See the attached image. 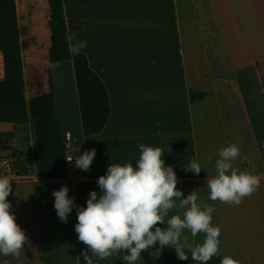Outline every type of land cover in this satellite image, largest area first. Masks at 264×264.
Masks as SVG:
<instances>
[{"label":"crops","instance_id":"obj_1","mask_svg":"<svg viewBox=\"0 0 264 264\" xmlns=\"http://www.w3.org/2000/svg\"><path fill=\"white\" fill-rule=\"evenodd\" d=\"M16 4L29 123H0V136L8 132L15 140L18 131H23L32 137L33 118L45 114L42 118L55 120L51 125L43 119L39 123L46 126L47 140L50 132L59 133L60 156L64 158V151H69L68 157H77L93 148L96 156L82 179L66 174L54 179L10 180L13 191L7 199L13 211L18 200L25 205L24 211L36 218L23 224L28 240L19 256L0 254V264H86L81 256L87 251L86 245L75 232L76 208L67 223L62 222L52 193L67 186L75 204L86 207L90 192L101 194L97 180L111 163L131 162L135 167L141 143L164 151L162 158L166 166H173L177 188L184 198L195 190L201 207L214 206L211 224L220 227L221 243L219 255L208 264H220L224 256L239 264H264V47L259 42L256 47H245L243 38L232 30L230 39L223 28V13L229 12L224 0H63L69 44L87 42L81 53L103 80L112 106L104 131L88 137L83 133L74 61L55 62L67 65L59 73L70 85L63 88L61 96L56 91L59 80L45 79L53 70L48 59V0H16ZM43 44H47L46 51ZM0 59L2 80V52ZM53 72L57 75L56 70ZM192 92L205 96L192 102ZM71 95L76 106L70 103ZM61 98L66 101L64 105ZM54 107L62 114L61 119ZM72 123L78 128L76 135ZM230 144L239 148L233 168L258 176L260 186L239 206L218 201L213 205L206 181L216 175L219 151ZM192 160L202 168L199 175L184 170ZM176 204L165 217V224L157 226L166 228L172 215L183 218L186 209L178 207V200ZM36 234L40 242L34 240ZM183 235H188L195 246L203 242L205 234L192 238L185 229ZM151 251L158 264H196L188 249V260L178 259L171 247L160 249L158 243ZM88 254L93 264H127L123 251L104 260L90 251ZM135 264H145L142 253Z\"/></svg>","mask_w":264,"mask_h":264},{"label":"clouds","instance_id":"obj_2","mask_svg":"<svg viewBox=\"0 0 264 264\" xmlns=\"http://www.w3.org/2000/svg\"><path fill=\"white\" fill-rule=\"evenodd\" d=\"M70 39H75L74 37ZM86 41H75L69 47L70 53L77 55L86 47ZM140 155L135 163H111L105 175L98 178L100 189L89 194L86 207L77 206L74 198L69 197L67 186L53 191L54 208L59 219L67 223L73 208H76L77 223L75 232L78 240L86 245L83 251L86 264H93L92 256L104 260L113 254L126 253L123 260L135 264L142 252H147L157 245L160 249L171 247L180 260H188L185 249L190 250L191 260L196 264H208L220 252L221 229L212 226L214 206L205 204L201 207L198 196L192 191L186 198L177 188L178 177L173 166H166L164 151L160 147H150L141 143ZM96 156V149L85 151L75 157V167L88 171ZM239 156V148L230 144L222 148L215 161L216 175L207 178L208 199L213 205L239 206L242 200L255 193L260 186V178L233 168V162ZM74 157L66 160L71 163ZM209 160L212 156L209 155ZM185 171L199 175L202 168L196 160L184 165ZM12 183L7 176H0V254L18 257L28 237L16 222L11 202L7 199L12 194ZM186 209L181 215L165 217L177 207ZM192 238L204 233L201 244L193 246ZM159 251V250H158ZM7 264V262H5ZM220 264H239L230 256H224Z\"/></svg>","mask_w":264,"mask_h":264},{"label":"trees","instance_id":"obj_3","mask_svg":"<svg viewBox=\"0 0 264 264\" xmlns=\"http://www.w3.org/2000/svg\"><path fill=\"white\" fill-rule=\"evenodd\" d=\"M48 4L51 30L48 59L52 63L74 61L84 136L101 134L112 113L108 90L103 80L90 68L87 56L81 52L73 55L69 51L63 0H48ZM0 52L5 71L4 78L0 80V123L27 125L29 114L16 0H0ZM204 96L205 93L192 92L190 99L194 102ZM0 144H5L2 138ZM10 146L9 150L16 159L12 163V171L22 178L29 176L27 163L32 160L31 148L24 151ZM142 256L145 264H158L151 249L142 252Z\"/></svg>","mask_w":264,"mask_h":264},{"label":"rangeland","instance_id":"obj_4","mask_svg":"<svg viewBox=\"0 0 264 264\" xmlns=\"http://www.w3.org/2000/svg\"><path fill=\"white\" fill-rule=\"evenodd\" d=\"M225 5L227 6V9L229 10L223 13V21L225 24L224 30L228 32L227 34L229 35L230 39L232 40V31L235 29V36H241L242 30L245 31V38L242 40V42H245L247 47V44L250 43V41H253V37L250 35L252 31H254L252 20H249V12L244 13V22L242 19V13L245 11L248 7L246 1L244 0H224ZM48 4L46 5V7ZM234 18H235V24H234ZM243 24V25H242ZM243 45V44H242ZM47 44H43L44 51H46ZM49 64V63H48ZM66 64V63H65ZM57 65L55 63H52L51 68L53 70H56L57 75L59 74V77L53 72V70L50 69V72L47 76H45V79H49V77L52 79H58L59 80V85H57V95L61 96L63 94V88L67 89L69 87L70 83L64 78H62L61 74L59 73L61 69L64 66L67 65ZM58 77V78H57ZM46 87L47 84H46ZM75 87L77 88V83H76V78H75ZM67 92V91H65ZM70 92L72 93V85ZM76 96H78V91H76ZM61 103L64 105L66 103L64 98L60 99ZM44 106H46V101L42 102ZM70 103H73L76 106V100L74 99V96H70ZM41 102L39 103V105ZM38 106L37 108H39ZM39 111V109H38ZM41 111V107H40ZM54 111L56 112V115H59V119H61L62 114H60L59 110H56L54 107ZM38 115V114H37ZM45 114H41L40 118L34 117L32 121V129H33V136L30 137L29 133H24L23 131H18V135L16 139L14 140V137L12 135H8V132H3L4 136L0 137L3 139L4 143L3 145L0 144V176H7L10 180L14 181H30L34 180L36 178H56L59 176L63 175H70V171L68 170V167L66 165V158L69 155V151L65 153L64 158L60 156V142H58V135L57 131L50 132V138L47 140V134H45V129L46 126L41 125L39 123L41 119L47 121V125H51L53 121L55 120L54 118H48L42 116ZM82 122V121H81ZM64 132L65 128L64 125H61ZM73 133L76 135V130L78 129L76 127L75 123L71 124ZM31 127V126H30ZM23 127H16V129H21ZM63 135V134H62ZM67 138H65V141ZM7 143H12L10 146L11 148H14L15 150L17 149H23L24 151L27 150L28 147L31 148L32 151V160L31 162L27 163L30 171V175L22 178L17 176L13 171H12V163L16 159L12 156L11 150H9V146L6 145ZM76 143V142H75ZM5 162V164L3 163ZM25 205L21 203L18 200H15V211L14 214L16 216V222L19 224V226L23 229V224H27L32 222L35 218L36 215L26 211H24ZM34 240L36 242H40V235L36 234L33 236Z\"/></svg>","mask_w":264,"mask_h":264},{"label":"bare ground","instance_id":"obj_5","mask_svg":"<svg viewBox=\"0 0 264 264\" xmlns=\"http://www.w3.org/2000/svg\"><path fill=\"white\" fill-rule=\"evenodd\" d=\"M246 1L248 7L245 11L242 13V19L244 22V13L249 12V20H252L254 31L250 34L254 39L252 44L256 47V43L264 47V3H262L259 0H244ZM234 24H235V18H234ZM243 25V24H242ZM235 31V29H234ZM242 38L244 40L246 34L245 31L242 30ZM243 45H246L245 42H242ZM252 47V46H251ZM263 49V48H262ZM1 60V59H0Z\"/></svg>","mask_w":264,"mask_h":264},{"label":"built area","instance_id":"obj_6","mask_svg":"<svg viewBox=\"0 0 264 264\" xmlns=\"http://www.w3.org/2000/svg\"><path fill=\"white\" fill-rule=\"evenodd\" d=\"M263 149H264V144H263ZM66 165L68 167V170L70 171V173L73 176L82 179L86 175V171H83V170L78 169V168L75 167V157L73 158V161L71 163H69L66 160Z\"/></svg>","mask_w":264,"mask_h":264}]
</instances>
